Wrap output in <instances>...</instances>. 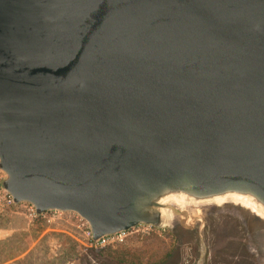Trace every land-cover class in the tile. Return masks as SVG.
<instances>
[{
    "label": "water",
    "instance_id": "95a60500",
    "mask_svg": "<svg viewBox=\"0 0 264 264\" xmlns=\"http://www.w3.org/2000/svg\"><path fill=\"white\" fill-rule=\"evenodd\" d=\"M0 172L94 241L188 205L264 218V0H0Z\"/></svg>",
    "mask_w": 264,
    "mask_h": 264
},
{
    "label": "rangeland",
    "instance_id": "374dc122",
    "mask_svg": "<svg viewBox=\"0 0 264 264\" xmlns=\"http://www.w3.org/2000/svg\"><path fill=\"white\" fill-rule=\"evenodd\" d=\"M181 209L188 218L173 216L169 228L98 247L74 213L38 221L9 210L0 217V264H154L167 251L165 264H264V218L251 208L226 201Z\"/></svg>",
    "mask_w": 264,
    "mask_h": 264
},
{
    "label": "built area",
    "instance_id": "2783aa9c",
    "mask_svg": "<svg viewBox=\"0 0 264 264\" xmlns=\"http://www.w3.org/2000/svg\"><path fill=\"white\" fill-rule=\"evenodd\" d=\"M2 178H3V175L0 172V181ZM9 210H12L13 213H22L30 219H34L36 217H41L43 219H53V218H56L57 214L63 213V212L54 210V211L45 212L42 215L37 216L34 208L30 204H28V203L14 204L11 196L4 189H2L0 186V217L3 216ZM152 230H157V229L151 225L139 224V225L132 227L128 231L118 232V233L113 234V235L105 236L98 241H94L90 237L89 229H88V226L86 224V238H87V241H88L90 246L98 247V246H103L104 244H106L108 242L121 241L126 236V234H128L130 232L147 233V232L152 231Z\"/></svg>",
    "mask_w": 264,
    "mask_h": 264
},
{
    "label": "trees",
    "instance_id": "16d2710c",
    "mask_svg": "<svg viewBox=\"0 0 264 264\" xmlns=\"http://www.w3.org/2000/svg\"><path fill=\"white\" fill-rule=\"evenodd\" d=\"M34 219L40 221L42 218L41 217H36ZM171 253L172 252H170V251L165 252L164 254H162V255H160L158 257V259H159L158 261L153 262V263L154 264H165L166 259H168L172 255Z\"/></svg>",
    "mask_w": 264,
    "mask_h": 264
},
{
    "label": "flooded vegetation",
    "instance_id": "af4514ba",
    "mask_svg": "<svg viewBox=\"0 0 264 264\" xmlns=\"http://www.w3.org/2000/svg\"><path fill=\"white\" fill-rule=\"evenodd\" d=\"M178 225H180V226H181V223H180V221L178 222Z\"/></svg>",
    "mask_w": 264,
    "mask_h": 264
},
{
    "label": "crops",
    "instance_id": "0c3cea01",
    "mask_svg": "<svg viewBox=\"0 0 264 264\" xmlns=\"http://www.w3.org/2000/svg\"><path fill=\"white\" fill-rule=\"evenodd\" d=\"M0 231H3V229H0Z\"/></svg>",
    "mask_w": 264,
    "mask_h": 264
}]
</instances>
